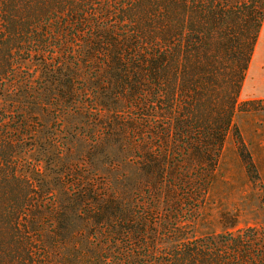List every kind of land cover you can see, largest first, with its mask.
<instances>
[{
    "label": "trees",
    "instance_id": "obj_1",
    "mask_svg": "<svg viewBox=\"0 0 264 264\" xmlns=\"http://www.w3.org/2000/svg\"><path fill=\"white\" fill-rule=\"evenodd\" d=\"M263 21L264 0H0V264H264V226L205 216L229 133L261 179L233 118L264 110L239 102Z\"/></svg>",
    "mask_w": 264,
    "mask_h": 264
},
{
    "label": "rangeland",
    "instance_id": "obj_2",
    "mask_svg": "<svg viewBox=\"0 0 264 264\" xmlns=\"http://www.w3.org/2000/svg\"><path fill=\"white\" fill-rule=\"evenodd\" d=\"M260 34L242 84L239 95L240 103L253 100L264 101V35L260 36ZM233 124L245 147L252 155L255 165L260 170L261 179L253 183L246 179L242 163L238 157V145L235 143L232 132L229 133L217 170L223 182L222 184H220L222 180L218 182V191L209 200L212 205L209 208L210 213L205 214V216L211 215L215 221L220 217L224 220L225 216H233L235 225L224 228L216 227L215 230L218 233L264 226V210L260 207V199L264 197V110L237 112L233 118ZM89 128L94 130L92 125ZM92 129H86L82 131V134L89 135L93 132ZM77 149L80 150V146ZM108 152L113 156L112 147L108 149ZM207 220L210 219L207 218ZM209 223L206 222L199 229H203Z\"/></svg>",
    "mask_w": 264,
    "mask_h": 264
},
{
    "label": "crops",
    "instance_id": "obj_3",
    "mask_svg": "<svg viewBox=\"0 0 264 264\" xmlns=\"http://www.w3.org/2000/svg\"><path fill=\"white\" fill-rule=\"evenodd\" d=\"M260 32H261V34L259 33L260 36H263L264 35V21H263V24H262Z\"/></svg>",
    "mask_w": 264,
    "mask_h": 264
}]
</instances>
